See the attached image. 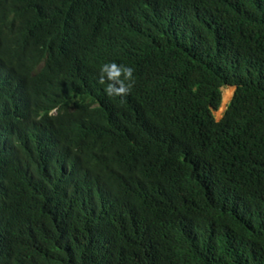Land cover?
<instances>
[{"label": "trees", "instance_id": "16d2710c", "mask_svg": "<svg viewBox=\"0 0 264 264\" xmlns=\"http://www.w3.org/2000/svg\"><path fill=\"white\" fill-rule=\"evenodd\" d=\"M43 62L79 100L42 126L17 83ZM5 113L0 264H264V0H0Z\"/></svg>", "mask_w": 264, "mask_h": 264}, {"label": "clouds", "instance_id": "9594fccd", "mask_svg": "<svg viewBox=\"0 0 264 264\" xmlns=\"http://www.w3.org/2000/svg\"><path fill=\"white\" fill-rule=\"evenodd\" d=\"M77 61L78 57L70 60L74 64ZM6 68L9 74L13 76L14 73L7 66ZM45 69L46 63L43 62L37 65L34 70H30L27 80L17 83L22 93L25 90V95L33 96L38 101L41 111L36 115L37 121V117L42 114H46L49 118L48 120H54L65 113V107L68 111L77 110L75 105L72 107L69 105L79 100L78 95L72 94L70 79L61 77L54 80V74L50 76L51 73L47 74ZM134 73L135 69L129 65L117 63L116 61H108L101 64L98 68V83L103 86V90L107 96L123 98L129 94L135 84ZM38 83L41 84V88L37 87ZM70 100L72 101L68 103ZM8 119L9 116L6 113L2 117L0 116V150L2 154L4 150L13 152L14 157L8 159V161L13 165L18 160V163L13 167L18 168V170H24L25 166H28L24 160L25 154L22 151L24 138L17 131L7 126L5 121ZM40 123L42 126L44 125L43 120Z\"/></svg>", "mask_w": 264, "mask_h": 264}, {"label": "bare ground", "instance_id": "6f19581e", "mask_svg": "<svg viewBox=\"0 0 264 264\" xmlns=\"http://www.w3.org/2000/svg\"><path fill=\"white\" fill-rule=\"evenodd\" d=\"M60 63H62V62H60ZM58 67H60L59 64H58ZM58 67H57V68H58ZM57 68H55V71H54V73H53L54 76L58 74V69H57ZM45 72L51 73L50 70H49L48 68L45 69ZM24 92H25V90H23V94H24ZM28 106H30L29 103H28L27 106H26L25 104H23V107H22V108L20 109V111H19L18 121H19L21 124H23V123H24L23 121H26V120L29 119V117H30L31 112H30ZM45 116H47V115H46V114H42V115L38 116V117H37V118H38V122H41L42 120H44V119H45ZM40 124H41V123H40ZM20 129H21V128H20ZM20 129H18V130H20ZM19 133H20V135H21V132H19ZM3 156H4V158H5L6 160H8V159L14 157V153L11 152V151H9V150H4V152H3ZM17 163H18V160H16V161L14 162V164H17Z\"/></svg>", "mask_w": 264, "mask_h": 264}, {"label": "rangeland", "instance_id": "374dc122", "mask_svg": "<svg viewBox=\"0 0 264 264\" xmlns=\"http://www.w3.org/2000/svg\"><path fill=\"white\" fill-rule=\"evenodd\" d=\"M229 90V89H228ZM235 90L233 89V92L231 90L227 91V88H225L223 90V104H222V108L220 109L219 112L215 113V119L217 122H221L224 117H225V112L227 111V108L229 106V104L231 103L233 96L235 94L234 92ZM229 92H231V94H229Z\"/></svg>", "mask_w": 264, "mask_h": 264}]
</instances>
